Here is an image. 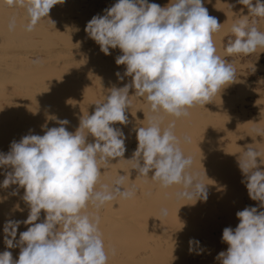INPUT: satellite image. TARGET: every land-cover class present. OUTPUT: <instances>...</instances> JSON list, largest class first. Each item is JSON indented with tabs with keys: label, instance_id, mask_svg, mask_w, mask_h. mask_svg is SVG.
I'll use <instances>...</instances> for the list:
<instances>
[{
	"label": "clouds",
	"instance_id": "1",
	"mask_svg": "<svg viewBox=\"0 0 264 264\" xmlns=\"http://www.w3.org/2000/svg\"><path fill=\"white\" fill-rule=\"evenodd\" d=\"M6 2L25 10V30L33 31L52 7L64 0ZM237 3L246 6L249 15L240 16L232 25L235 39L225 50L228 56H247L264 48V31L258 29L256 19H250L264 18V2ZM221 26L209 15L203 0H169L163 7L149 0H118L86 23L84 31L102 53L121 50L115 63L126 68L123 75L117 72L116 76L121 81L131 77V82L111 87L105 99L95 104L94 113L83 115L75 132L67 130V119L53 117L58 127L42 125L43 135L30 130L20 141L11 142L9 152L0 153V168L11 169L5 171L0 187L24 189L22 199L29 207L25 220H5L6 249L19 247L20 253L14 260L11 251H3L0 264H108L100 217L85 209L89 204L100 209L107 202L136 194L126 175L100 183L101 169L122 159L126 151L127 137L112 125L128 124L125 113L132 103L131 88L135 97L146 99L150 111L147 126L134 129L138 145L128 160L132 169L163 188L179 186L177 200H207V184L199 172L191 171L193 158L181 148L190 138L185 136L182 141L175 134V120L162 126V114L187 117L189 109L212 102L217 93L236 81L233 63L217 54L213 41ZM14 27L13 18L9 28ZM254 131L258 136L264 134L261 129ZM89 135L94 142H88ZM251 145L239 154L238 167L243 174L241 182L249 198L259 202L258 207L237 211L238 225L223 229L222 242L228 248L217 255L220 264H264V160L258 163L261 153ZM13 194H18L17 190ZM160 215L166 217L168 210L162 208ZM21 224L28 227L17 239ZM189 246L190 252L197 248V254L204 251L196 238H190Z\"/></svg>",
	"mask_w": 264,
	"mask_h": 264
},
{
	"label": "bare ground",
	"instance_id": "2",
	"mask_svg": "<svg viewBox=\"0 0 264 264\" xmlns=\"http://www.w3.org/2000/svg\"><path fill=\"white\" fill-rule=\"evenodd\" d=\"M118 0H64L52 7L33 31H26L25 10L0 0V153L10 151L12 141H20L27 134L43 135L42 125L58 127L56 120L67 119L69 132H75L80 119L94 113L96 103L102 102L111 87H123L116 76L124 74L126 66L117 65L115 58L122 55L119 48L110 49V55L84 31L86 23ZM264 2V0H262ZM166 6L169 0H149ZM255 4V0H253ZM209 15L222 24L213 34L217 54L232 62L237 74L234 83L217 93L212 102L189 109L187 117L163 115V125L175 120V134L187 136L190 142L181 143L185 155L193 158L191 171L199 172L206 183V201L177 200L179 186L163 188L148 177H141L132 169L133 153L137 148L135 128L147 126L150 115L145 98L129 95L132 103L126 110L128 124L116 123L127 137L124 157L113 160L101 169L100 183H111L117 175L129 176L136 194L130 199L105 203L100 209L91 204L85 209L99 215L108 264H220L216 259L228 245L222 242L225 227L233 229L239 220L236 212L247 206L258 207L248 196L241 182L243 174L238 167L239 154L251 145L264 160V48L250 55L228 56L225 48L235 39L232 25L240 16L249 15L246 6L237 0H203ZM242 10V11H241ZM15 19V27L9 23ZM256 19L264 31V18ZM39 63H33L35 60ZM88 142L94 137L88 136ZM264 170V165H261ZM0 168V185L5 171ZM205 173V174H204ZM153 175L149 173V177ZM99 187V185L97 186ZM17 190L18 194H13ZM24 189L11 185L0 187V253L11 251L17 260L20 248L6 249L3 225L6 219L25 220L29 207L23 201ZM166 208L163 217L160 210ZM45 213L41 212V220ZM21 224L19 233L27 230ZM190 238L200 241L202 254L189 251ZM114 250V254H113Z\"/></svg>",
	"mask_w": 264,
	"mask_h": 264
}]
</instances>
